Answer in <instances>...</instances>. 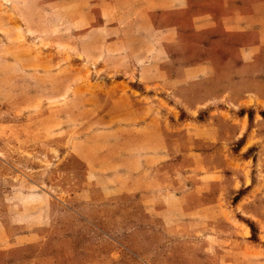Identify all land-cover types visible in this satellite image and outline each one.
Masks as SVG:
<instances>
[{"label": "rangeland", "instance_id": "rangeland-1", "mask_svg": "<svg viewBox=\"0 0 264 264\" xmlns=\"http://www.w3.org/2000/svg\"><path fill=\"white\" fill-rule=\"evenodd\" d=\"M201 7L0 0V264H264V9Z\"/></svg>", "mask_w": 264, "mask_h": 264}, {"label": "crops", "instance_id": "crops-1", "mask_svg": "<svg viewBox=\"0 0 264 264\" xmlns=\"http://www.w3.org/2000/svg\"><path fill=\"white\" fill-rule=\"evenodd\" d=\"M200 3L204 5L198 10L199 16L202 15L200 18L203 19L200 20L201 26L208 25L214 18L218 26L216 28L226 29L229 35L248 34L249 29L255 24L260 9H264V0H200ZM234 9H241V11L237 10L232 14L230 11L233 12ZM194 12L195 10L191 11V13ZM205 15H208L207 22Z\"/></svg>", "mask_w": 264, "mask_h": 264}]
</instances>
